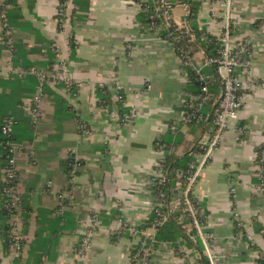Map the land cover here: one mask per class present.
<instances>
[{
  "label": "crops",
  "instance_id": "obj_1",
  "mask_svg": "<svg viewBox=\"0 0 264 264\" xmlns=\"http://www.w3.org/2000/svg\"><path fill=\"white\" fill-rule=\"evenodd\" d=\"M201 1L197 23L219 39L226 20L212 16L218 1ZM13 2L15 54L2 43L0 24V113L18 120L15 159L28 238L23 262L129 264L137 237L122 226H140L152 213L155 166L164 156L155 141L179 123L175 152L183 155L207 133L183 123V104L193 93L188 71L160 31L140 29V6L134 0H71L63 28L57 19L58 0ZM188 14L187 4L172 8L178 25ZM229 22L233 43L250 40L252 63L238 74L243 95L239 116L231 120L202 171L194 197L206 217V231L213 233L219 264H262L264 193L256 182V154L264 141V0H232ZM194 55L200 61L208 57L201 49ZM61 58H67L76 88L72 93L49 76ZM20 67L39 70L47 78L19 76L13 70ZM116 81L123 86L129 111L123 122L114 98ZM41 82L45 95L34 125L30 107ZM103 86L113 91L108 110L98 104ZM57 98L66 100L68 110L56 107ZM70 152L79 160L73 190L61 165ZM2 164L0 146V170ZM93 215L100 224L82 257L77 247L90 231ZM184 227L189 233L192 224L184 222ZM190 236L180 237L179 244L159 242L150 264H184L186 255L196 263L201 254ZM174 245L181 251L176 253ZM0 254L3 264H16L1 238Z\"/></svg>",
  "mask_w": 264,
  "mask_h": 264
},
{
  "label": "built area",
  "instance_id": "obj_2",
  "mask_svg": "<svg viewBox=\"0 0 264 264\" xmlns=\"http://www.w3.org/2000/svg\"><path fill=\"white\" fill-rule=\"evenodd\" d=\"M58 5L59 15L58 21L61 28L67 23V12L71 4V0H65L61 3L60 0ZM214 2L219 8L212 10L213 17H223L226 20V27L223 34L219 38L221 45L218 48V57L210 58L205 57L204 61L198 60L193 56L186 54L179 56L182 59L183 64L191 66L194 71L195 80L198 82V92L191 94L189 93L183 104L184 121L187 123L202 122L205 120L203 110L206 103L210 99L209 90V76L205 72V68L209 65L215 64L217 75L222 85L221 94L217 100L216 107L213 111V120L211 126L207 130L206 136L202 140V152L196 155V161L190 163L189 168L183 174L184 185L180 187V196L177 199H173L170 203L171 207L168 211L163 209L164 199L166 194L159 192L158 202L152 201L151 211L156 213L155 219L152 222V226L144 229H139L140 226L124 222L122 228L136 235L137 241L133 247L134 251L131 253L129 264H150L151 258L156 250L157 239L155 233L157 227L162 225L168 217V213H172L174 210H181L187 213L192 220V227L195 228L196 234L192 235L191 238L196 241L199 238L204 246L205 254H207L211 264H219L217 256L214 254L212 249L213 246V233L206 231L205 220L206 217L200 214V208L194 198V188L200 178L202 171L206 166L209 165L215 151L219 148L223 134L230 127L232 119H236L239 116L240 110L243 104V95L241 92V86L239 82V72L246 70L252 63V49L250 46L249 39H241L240 41L233 43L231 41V24L230 8L232 0H217ZM141 8V3H137ZM174 4L169 0H156L154 8L150 14V18L153 19L152 27L156 31H160V26L157 25L156 19L162 17L166 22V26L170 24L172 19V8ZM12 7L8 0H0V24H1V40L2 43L13 52L15 47V40L13 37V28L9 24L8 10ZM147 9L151 7L150 4H146ZM221 12V14H220ZM180 28H186L191 36V39H195V35L191 33L188 20L178 25ZM54 50L57 53L62 52V47L58 43H54ZM19 76H26L27 74H35L41 77L42 80L47 78L43 72L33 69L20 67L13 70ZM51 79L62 82L67 90L71 88L73 84L69 76V67L67 58H61L57 63L56 68L50 72ZM44 86L41 82L39 85V91L35 97L34 105L30 107V112L33 117L34 125L42 113V102L44 98ZM123 91V86L119 81L115 83V94L114 98L119 100V93ZM104 110H108L103 107ZM186 109V110H185ZM186 111V113H185ZM128 116V115H126ZM18 120L14 116L6 117L3 120L2 131L5 134H10L14 131ZM172 130H175V126H172ZM262 150L260 155L256 154L257 170L256 176L259 180L260 191L264 193V141L262 142ZM6 159L7 165L0 171V179L8 182L19 179V171L16 164V152L19 150L17 142L8 143L6 147ZM160 151L164 152L162 146L159 148ZM259 156V159L257 157ZM77 159V157H76ZM160 158L155 166V178L153 185H164L168 178L163 169ZM78 163L75 164L73 172H76ZM75 176V175H74ZM74 189V184L71 185V190ZM235 189L232 188V192ZM6 194L11 197L8 207L13 210L12 214V257L13 259H19L24 256V252L27 246V235L22 229V196L19 192L18 185H9L5 189ZM152 192V190H151ZM234 218L238 227L241 226V221L238 213H234ZM100 224L98 215H93L92 220L89 223L90 231L82 238L78 247L77 254L79 256H85L91 247V232L95 230ZM152 231V232H151ZM243 235V232L241 231ZM181 247H175V252H180ZM3 256L0 254V264H3ZM195 260L193 257L186 255L184 258V264H194Z\"/></svg>",
  "mask_w": 264,
  "mask_h": 264
},
{
  "label": "trees",
  "instance_id": "obj_3",
  "mask_svg": "<svg viewBox=\"0 0 264 264\" xmlns=\"http://www.w3.org/2000/svg\"><path fill=\"white\" fill-rule=\"evenodd\" d=\"M8 1L12 5V7L8 10V18H9V24L13 28L14 26H13L12 9L14 7V2L13 0H8ZM134 1L136 3H141V8L138 13L140 29L142 31H156V29L152 27L153 19L150 18V14L152 12V9L154 8V4L156 0H134ZM169 1L172 2L174 5L178 3H184L188 5L189 14L187 16V20L189 23L191 33L195 35V39H191L190 34L186 32V28H180L178 24L175 23V21L173 20L170 22L168 26H166V22L162 17L157 18L155 20L157 25L160 26V36L166 41H168L174 47L176 53L179 56L184 54L188 56H193L198 49H201L204 51L205 55L210 58L218 57V48L221 45V42L217 37L209 34L204 27L202 26L200 27L197 23L202 1L201 0H169ZM60 2L64 3L65 0H60ZM146 4H150L151 7L147 9L145 7ZM58 17L59 15L57 14V19ZM13 54H15V47L13 50ZM183 67L187 69L188 75L190 77L189 89L191 90V92H193L191 94L197 93L199 85L198 82H196L195 80L194 71L192 70L191 66L187 64H185ZM205 71L206 74L209 76V81H210L209 90L211 94L210 99L206 103L205 108L203 110L205 120L199 123L197 122L187 123L183 120L184 124L190 125L192 128H194L195 131L197 130L198 133H203V132L206 133L209 127L211 126L213 120V114L209 121L208 118L215 109V104L217 103L221 89V82L217 75L215 64L209 65ZM75 90L76 88L72 84L69 92L71 91L72 93ZM97 95H98V104L101 107H110L113 104V91L108 86H103L98 88ZM118 95L120 98L119 100H117L116 104L119 112V120L123 122V120H125L126 115L129 114L128 109L123 104L124 101L126 100L125 91H121ZM55 102L57 108L60 107V109L68 110L69 106L66 105V100L57 98ZM9 115L0 113V146H1L2 161H3L1 170L7 165L6 147L8 143L9 142L14 143L17 142L18 140L15 134V129L10 134H5L2 131L3 120L6 117H9ZM80 123L81 126H83V121H80ZM174 126H175V130L170 131L166 136L161 137L160 139H157L155 141L156 148L159 149L160 146H162L164 149V156L161 160V163L163 165V169L166 173L168 181L164 185H158V186L156 184L153 185L152 192L150 195L152 201L158 202L159 192H164L166 194V197L164 199V207H163L165 211H168V209L171 207L170 203L173 199L179 198L180 187L184 185L183 174L189 168L190 163L196 161V155L202 152L203 150L202 144L196 143V145L192 150L187 151L183 155L176 154L175 147L177 146V138H175V135L177 132V128H179L180 125L178 123V124H174ZM261 150H262V145H260L257 149L258 155H260ZM257 159H259V156L257 157ZM76 163H79V160L76 159V155L73 152H70L69 155L61 162L62 170L67 175L68 179H70L71 184L74 175L77 174V171L73 172ZM256 182L259 185V180L257 176H256ZM9 185H19V179L14 180L11 183L0 179V238L1 240H3L4 248L7 249V251L10 250V248L12 247V234H13L12 232L13 210H11L8 207L11 197H9L5 192V189ZM193 199L198 203V206L200 208L199 201L195 197ZM22 206H23V199H22ZM200 214L202 215L201 211ZM155 216L156 213L152 211L150 217L148 218V221L140 225L139 229L141 230L144 228L151 227L152 222L155 219ZM182 216L183 218H181ZM184 222L192 223V220L187 213H184L181 210H174L172 213H168L167 220L162 225H159L157 227L155 233V237L157 239L156 247L159 242L179 244L178 239L180 237H185L188 239L190 234L195 235L196 230L194 227H192L189 233H186ZM26 226H27L26 222L22 223V229L24 232ZM243 237L246 239L245 232H243ZM195 242H196L195 245L199 250L201 256L199 259H197L196 263L194 264H211V261L209 260L207 254H205L203 250L204 246L201 240L199 238H196ZM175 247H177V245ZM133 251L134 249L132 250V252ZM260 259H261L260 262L263 264L264 259L262 258V256L260 257ZM16 264H25L23 262V257L17 259Z\"/></svg>",
  "mask_w": 264,
  "mask_h": 264
},
{
  "label": "water",
  "instance_id": "obj_4",
  "mask_svg": "<svg viewBox=\"0 0 264 264\" xmlns=\"http://www.w3.org/2000/svg\"><path fill=\"white\" fill-rule=\"evenodd\" d=\"M215 107H216V104H215ZM212 114H213V112L211 113L210 117L208 118V121H209L210 118L212 117ZM134 145L138 146V145H141V144H136V143H134Z\"/></svg>",
  "mask_w": 264,
  "mask_h": 264
}]
</instances>
